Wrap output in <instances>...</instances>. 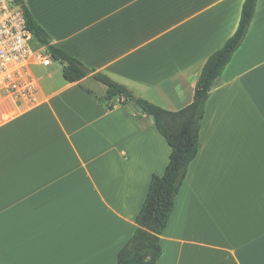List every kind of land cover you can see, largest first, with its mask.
Returning <instances> with one entry per match:
<instances>
[{
  "label": "crops",
  "instance_id": "0c3cea01",
  "mask_svg": "<svg viewBox=\"0 0 264 264\" xmlns=\"http://www.w3.org/2000/svg\"><path fill=\"white\" fill-rule=\"evenodd\" d=\"M245 1L25 0L55 47L171 112L194 101ZM63 69L40 75L37 102L0 124V264H117L170 161L150 116ZM159 237L156 264H264V0L207 101Z\"/></svg>",
  "mask_w": 264,
  "mask_h": 264
},
{
  "label": "trees",
  "instance_id": "16d2710c",
  "mask_svg": "<svg viewBox=\"0 0 264 264\" xmlns=\"http://www.w3.org/2000/svg\"><path fill=\"white\" fill-rule=\"evenodd\" d=\"M23 12L27 30L46 47L54 60L65 64L63 77L69 83L80 82L92 75L107 87V100L120 97L134 103L147 116L155 118V126L171 148L169 164L163 175H153L145 202L137 215V228L119 252L117 264H156L161 257L160 237L173 212L175 199L200 148V131L207 101L214 87L240 49L254 19L258 0H246L237 31L220 50L206 61L196 84L194 101L184 109L171 112L144 99L135 98L124 86L108 76L88 68L81 61L52 44V38L36 21L25 0H13ZM113 106H109L112 108Z\"/></svg>",
  "mask_w": 264,
  "mask_h": 264
},
{
  "label": "built area",
  "instance_id": "2783aa9c",
  "mask_svg": "<svg viewBox=\"0 0 264 264\" xmlns=\"http://www.w3.org/2000/svg\"><path fill=\"white\" fill-rule=\"evenodd\" d=\"M55 60L27 30L23 12L13 0H0V124L32 105L41 90L35 68Z\"/></svg>",
  "mask_w": 264,
  "mask_h": 264
},
{
  "label": "rangeland",
  "instance_id": "374dc122",
  "mask_svg": "<svg viewBox=\"0 0 264 264\" xmlns=\"http://www.w3.org/2000/svg\"><path fill=\"white\" fill-rule=\"evenodd\" d=\"M55 64L56 65H54L52 68H49V69H44V68H41V69L38 68L37 69V68H35V71L37 72L38 76H40V75L44 76L45 74H47L49 77L50 76L53 77L52 79L57 80L58 78H61V75H62L61 72L63 69V64L61 62H57V61H55ZM46 79H48V78H46Z\"/></svg>",
  "mask_w": 264,
  "mask_h": 264
},
{
  "label": "water",
  "instance_id": "95a60500",
  "mask_svg": "<svg viewBox=\"0 0 264 264\" xmlns=\"http://www.w3.org/2000/svg\"><path fill=\"white\" fill-rule=\"evenodd\" d=\"M152 122L155 123V118L153 116L150 117Z\"/></svg>",
  "mask_w": 264,
  "mask_h": 264
}]
</instances>
